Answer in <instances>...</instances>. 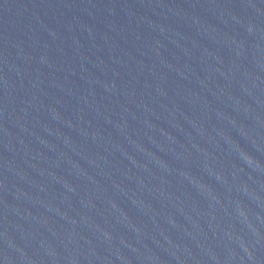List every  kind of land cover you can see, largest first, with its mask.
<instances>
[{"label":"water","instance_id":"obj_1","mask_svg":"<svg viewBox=\"0 0 264 264\" xmlns=\"http://www.w3.org/2000/svg\"><path fill=\"white\" fill-rule=\"evenodd\" d=\"M0 264H264V0H0Z\"/></svg>","mask_w":264,"mask_h":264}]
</instances>
